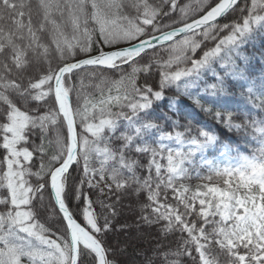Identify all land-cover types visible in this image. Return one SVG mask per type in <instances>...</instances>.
<instances>
[{
    "label": "snow or ice",
    "instance_id": "snow-or-ice-1",
    "mask_svg": "<svg viewBox=\"0 0 264 264\" xmlns=\"http://www.w3.org/2000/svg\"><path fill=\"white\" fill-rule=\"evenodd\" d=\"M257 35L264 0H0V264H135L130 250L264 264V74L244 51ZM233 80L261 115L216 106ZM172 88L252 154L181 121L175 99L165 129L153 112ZM218 146L238 166L204 157Z\"/></svg>",
    "mask_w": 264,
    "mask_h": 264
},
{
    "label": "trees",
    "instance_id": "trees-1",
    "mask_svg": "<svg viewBox=\"0 0 264 264\" xmlns=\"http://www.w3.org/2000/svg\"><path fill=\"white\" fill-rule=\"evenodd\" d=\"M198 38V37H197ZM208 47L212 46V43L205 42ZM99 47V45H98ZM106 50V49H105ZM244 51L247 55L251 57L249 63V75L252 79L257 80L259 83V78L262 74H264V61H262L261 57L264 56V36L257 35L254 39L250 40L245 46ZM199 54V50H198ZM218 67V66H217ZM115 78V77H114ZM206 79L209 83L215 81V77L212 73H208ZM98 83L95 80H89L85 77V84H84V93L90 94L93 96L98 97V93L94 85ZM232 88L231 91L234 92V95L224 96L219 98V102L216 105L217 107H221L222 110L233 113L234 119H238L239 115L243 112H254L257 116L261 115L258 110L253 109L250 104H248L241 96L240 92L246 90V86L244 88L241 87L243 82L238 81H230ZM197 91V90H193ZM262 90L257 88V93L259 94ZM173 99L177 101L176 107L180 112V119L181 121L187 117L189 120L192 121L193 124L198 126H203V123L207 121L209 125L212 127L215 134L219 137L220 141L225 144H229L232 146L233 149L239 148V153L244 155H251L253 148L255 147L254 142L246 140V138L235 132L230 131L227 127L223 124L216 123L212 121L210 117H205L199 109L195 107L191 100H189L186 96H180L175 88L169 89L166 92V98L160 102H158L157 106L155 107V111L153 112V116H155L160 123H162L167 129L169 127L170 122L164 120L165 114H170V105L173 102ZM205 99L208 100H216L215 97H206ZM221 149V147H217ZM235 152V151H234ZM236 153V152H235ZM215 180H220L221 178H214ZM127 214V213H126ZM55 217L49 218L48 223L52 226V230L56 231L58 224L55 223ZM146 240L144 243V247L147 248V240L153 239L154 237H147L145 234ZM135 262V264H139V262L143 259V256L139 253H134L130 250L129 256L126 257Z\"/></svg>",
    "mask_w": 264,
    "mask_h": 264
},
{
    "label": "rangeland",
    "instance_id": "rangeland-1",
    "mask_svg": "<svg viewBox=\"0 0 264 264\" xmlns=\"http://www.w3.org/2000/svg\"><path fill=\"white\" fill-rule=\"evenodd\" d=\"M165 143L169 147H172V148L182 147L181 145H178L174 142L165 141ZM240 155H244V154H240ZM204 157L208 161H211L214 165L219 166V167L238 166L239 164V160L237 159V153H235L234 151H225L222 148L218 149L216 147V148L210 149L207 153L204 154ZM202 163H204L203 159L198 161V164H202ZM217 181H220V180H217ZM188 183L192 186H195V185L202 183V181H199L195 179V177H193Z\"/></svg>",
    "mask_w": 264,
    "mask_h": 264
}]
</instances>
